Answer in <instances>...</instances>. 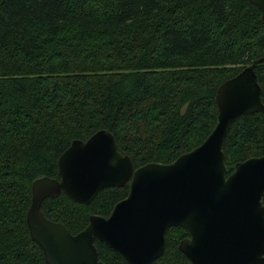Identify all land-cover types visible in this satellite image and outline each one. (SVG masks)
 <instances>
[{
  "label": "trees",
  "instance_id": "obj_1",
  "mask_svg": "<svg viewBox=\"0 0 264 264\" xmlns=\"http://www.w3.org/2000/svg\"><path fill=\"white\" fill-rule=\"evenodd\" d=\"M260 56L248 0H0V264H47L26 225L31 183L58 178L72 140L104 128L135 167L168 163L206 138L217 87ZM255 72L264 102V61ZM223 150L227 174L263 155L264 112L240 115ZM127 193L106 187L89 204L61 193L41 210L75 234ZM187 234L170 227L152 264H191L178 250ZM94 244L106 264H127Z\"/></svg>",
  "mask_w": 264,
  "mask_h": 264
},
{
  "label": "water",
  "instance_id": "obj_2",
  "mask_svg": "<svg viewBox=\"0 0 264 264\" xmlns=\"http://www.w3.org/2000/svg\"><path fill=\"white\" fill-rule=\"evenodd\" d=\"M248 1L264 23V0ZM262 61L252 60L217 87L216 123L200 144L168 163L135 167L104 128L72 140L57 160L58 178L31 183L26 225L45 262L106 264L94 244L99 240L127 264H152L165 250L167 230L182 227L189 236L178 250L191 264H264V154L237 162L227 174L223 150L240 115L264 112L255 72ZM110 186H128V193L107 216L90 214L75 234L41 210L44 199L61 193L89 204Z\"/></svg>",
  "mask_w": 264,
  "mask_h": 264
},
{
  "label": "flooded vegetation",
  "instance_id": "obj_3",
  "mask_svg": "<svg viewBox=\"0 0 264 264\" xmlns=\"http://www.w3.org/2000/svg\"><path fill=\"white\" fill-rule=\"evenodd\" d=\"M188 236H189V235L187 234V235H186V236H184L183 238H186V237H188ZM183 238H182V239H183Z\"/></svg>",
  "mask_w": 264,
  "mask_h": 264
}]
</instances>
